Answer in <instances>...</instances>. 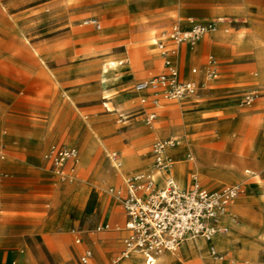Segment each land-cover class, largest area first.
I'll return each mask as SVG.
<instances>
[{"label": "rangeland", "instance_id": "obj_1", "mask_svg": "<svg viewBox=\"0 0 264 264\" xmlns=\"http://www.w3.org/2000/svg\"><path fill=\"white\" fill-rule=\"evenodd\" d=\"M187 17L223 18L213 45L199 52L202 60L218 54L221 75L197 98L162 100L148 123L144 111L154 108L132 87L161 71L150 38ZM89 18L102 27L85 24ZM111 60L121 63L111 67ZM1 69H15L23 85L0 82V130H7L0 133V162L8 165L0 173V217L7 228L30 217L32 229L0 233V264H78L86 245L103 252L109 238L122 241L124 208L111 188L152 167L157 139L178 140L171 171L180 184L196 174L210 189L244 186L231 229L215 237L216 248L233 259L224 264H264V0H0ZM246 90L259 92L251 104L240 98ZM55 142L79 151L62 175L43 157ZM28 156L44 161L29 171L15 163ZM6 200L16 208L3 209ZM60 209L62 218L52 222ZM75 218L82 244L71 230ZM106 221L113 231H93ZM183 246L160 254L156 264H209L204 240Z\"/></svg>", "mask_w": 264, "mask_h": 264}, {"label": "built area", "instance_id": "obj_2", "mask_svg": "<svg viewBox=\"0 0 264 264\" xmlns=\"http://www.w3.org/2000/svg\"><path fill=\"white\" fill-rule=\"evenodd\" d=\"M85 21V24L102 27L98 18ZM222 21L223 18L187 17L175 21L162 33L157 45L164 60L163 70L136 81L133 87L140 95L142 104L156 108L162 100L194 98L218 77L220 61L215 55H209L203 68L192 67L191 73L195 77L191 78L182 77L176 56L178 45L187 43L194 46L204 35L216 32ZM169 42L173 45H169ZM200 74L202 79L196 77ZM258 97L259 92L253 90L245 93L241 100L243 104H251ZM144 113L148 123L157 118L155 110H145ZM176 143L179 142L175 139L154 141L151 145L152 167L127 177L124 187L111 188L124 208V228L128 234L123 238V249L109 264H126L133 254H140L147 264H154L160 254L174 252L197 239H204L208 243L213 264H221L228 259L227 252L216 248L215 237L230 231L228 220H234L231 207L245 188L240 183H231L210 189L200 182L196 174L187 186H179L170 173L173 159L169 149ZM78 154L76 146L62 144L51 147L46 158L52 162L53 169L62 175L66 168H73ZM110 228V224H99L95 230ZM73 231L80 232V229L73 228ZM76 242H82L79 233ZM94 259V251L86 247L79 256V263L95 264Z\"/></svg>", "mask_w": 264, "mask_h": 264}, {"label": "crops", "instance_id": "obj_3", "mask_svg": "<svg viewBox=\"0 0 264 264\" xmlns=\"http://www.w3.org/2000/svg\"><path fill=\"white\" fill-rule=\"evenodd\" d=\"M181 19H185V18H180V19H177V20H181ZM177 20H175V21H177ZM175 21H173L171 24H169V25H167V26H164V27H162L158 32H156L154 35H153V37L152 38H150V39H152V41H153V43H154V45H155V48H156V52H157V56H158V59L161 61V63H162V68H161V71L163 70V68H164V60H163V57H162V55H161V53H160V50H159V48H158V45H157V41H158V39L160 38V36L162 35V33L165 31V30H168L169 28H170V26L175 22ZM85 23V22H84ZM83 25V24H82ZM220 29H222V23H220V25H219V30ZM219 30H217L216 32H214V33H210V34H206V35H204L194 46H191V45H189V44H187V43H184V44H180V45H178L177 47H178V54H177V56H176V63H177V65H178V67H179V69H180V71H181V75H182V77H185V78H191V77H195L192 73H191V68L192 67H194V66H198V67H200V68H203V66H204V64L206 63V61H207V59H208V57H209V55H211V54H213V55H215L218 59H219V61H220V71H219V75H218V77L216 78V79H214V80H212L209 84H208V86L206 87V88H204V89H202L201 91H200V93H199V95L200 94H202L204 91H206V90H211V89H213V87L215 86V84H217V82H218V80H219V77H220V75H221V72H222V62H221V60H220V57L218 56V54L217 53H215V52H213V51H210L207 55H206V57H205V59L204 60H202L201 58H200V50H201V48L203 47V45L206 43V44H210V45H213V43H214V39L216 38V36H217V34H218V32H219ZM146 39H148L147 37H146ZM140 44H138L137 45V47L139 46ZM169 45H173L172 44V42H169ZM38 52V51H37ZM193 63V65L191 66V68H190V70L188 71L187 69H186V63ZM119 63H121V61H118V64ZM109 64V63H108ZM117 64V65H118ZM160 71V72H161ZM159 72V73H160ZM158 73V74H159ZM19 74H17L16 72H15V69H7V70H3V69H1L0 70V82L2 83V86L3 87H7V85H6V83H9L10 85H11V87L12 88H15V89H21V87H22V85H23V83H22V80H21V78H20V76H18ZM198 79H202V74H200V75H198V76H196ZM41 77H40V73H38L37 74V76H35V78H34V83H36L37 82V85L36 86H33V89H34V91L35 92H38V90L40 89V87H41V79H40ZM146 78H148V77H146ZM142 79H145V78H142ZM139 80H141V79H139ZM138 81V80H137ZM0 83V84H1ZM135 84V83H134ZM133 87H134V85H133ZM133 87H132V91L134 92V93H136L135 91H134V89H133ZM251 91H253V90H246V91H244L243 93H242V95L240 96V98L242 99V97H243V95L245 94V93H248V92H251ZM258 91V90H257ZM136 94H138V93H136ZM139 95V94H138ZM198 95V96H199ZM140 96V95H139ZM197 96V97H198ZM197 97H194V98H197ZM142 103V102H141ZM144 105V104H143ZM162 106V103H161V105L160 106H158V107H156V108H154L153 110H155V111H157V116H158V108L159 107H161ZM45 111H47V112H49V111H51V107H49V108H45L44 109ZM146 110V109H145ZM147 111V110H146ZM60 131H61V133H62V131H64V130H66L65 129V126H63V127H61L60 129H59ZM0 133H3L4 135L5 134H7V130L5 129V130H0ZM47 134H51L50 132H48ZM2 135V134H1ZM157 140H159V139H157ZM156 141V140H155ZM15 144H17V141L15 140ZM62 144H65V143H58V142H55V143H53V144H51L48 148H47V150H46V152L44 153V155H43V157H44V159L45 160H48V161H50L49 159H47L46 158V154H47V152H48V150L51 148V147H53V146H59V145H62ZM67 145V144H66ZM71 145H74V144H71ZM74 146H76V145H74ZM77 147V146H76ZM171 149L172 148H170L169 149V153L171 154V156L173 155V153L171 152ZM4 149H3V146L1 147V150H0V159H4L5 158V153H4V151H3ZM44 159H41L40 158V156H39V158H37V156H28V158H27V160H23V159H21V158H17V160H15V163L16 164H18L19 166H24L25 168H26V170H32L33 168H34V166L36 167V166H38V164L39 163H42L43 161H44ZM29 163V164H28ZM27 164V165H26ZM35 164V165H34ZM16 166V165H15ZM8 167V165L7 164H5V163H3V162H0V173H1V175L2 174H4V173H6V172H4V170L6 169ZM69 167V166H68ZM14 168H17V167H14ZM44 169V164H43V166H41V167H39V170H43ZM3 170V171H2ZM35 170H38V168L37 169H35ZM178 170L180 171V169L178 168ZM171 173V175L173 176V174H172V171L170 172ZM160 177L161 178H163V175H161L160 174ZM173 178H174V176H173ZM175 179V181L177 182V184L179 185V186H181V187H185V186H187L186 184H184V185H182V184H180V182L176 179V178H174ZM124 185H125V182H124ZM45 188H53L52 187V185L50 184V185H46V187ZM240 197V196H239ZM5 202V201H4ZM1 207H3V209H5V210H7V211H10L11 209H15L16 207L15 206H9V204L7 203V200H6V203H5V205L4 206H1ZM233 209H234V204L232 205V207H231V214L233 215ZM62 215H63V209L61 210H59L57 213H56V215L54 216V217H51V221L52 222H54V223H57L61 218H62ZM124 215H125V211H124ZM28 219H30V217H22V221H20V223H17L19 226L18 227H14V228H7V223L6 222H3V219L0 217V233H1V235H3V234H9L10 232L11 233H13V232H15V231H17V232H27V231H29L30 229H32V226H31V223H30V221L28 220ZM125 219H126V216H125ZM125 219H124V224H125ZM19 222V221H18ZM76 222H77V218H75V224L73 225V228H79L80 229V232H74L73 231V228L71 229L72 230V232L73 233H75V239H74V241H75V243L76 244H82V243H84L85 242V239H84V236H83V229H82V227H81V225H80V223H77L76 224ZM228 222L230 223V225H232V222H231V220H228ZM53 224V223H52ZM99 224H110L111 225V228L110 229H107V230H103V231H96L95 230V228H96V226L97 225H99ZM3 225H6V229H3ZM114 230V226H113V224H111L110 222H108V221H106V222H98L95 226H94V229H93V231L95 232V233H97V234H99V233H103V232H110V231H113ZM122 230L124 231V233H125V235L123 236V238L128 234V231L127 230H125V228H124V225H123V228H122ZM3 232H5V233H3ZM78 233L80 234V236L82 237V242L81 243H77L76 242V237H77V235H78ZM225 234V233H224ZM220 235V234H219ZM5 238H7V237H5ZM123 238H122V241H118V240H116V239H114V238H109L108 240H106V241H104L103 242V248H104V250H103V252H97V250L95 249V247L94 246H91V245H86L84 248H83V250L86 248V247H89V248H91L93 251H94V254H95V259H94V261H95V264H109V262L111 261V259L113 258V257H115V256H117L120 252H121V250L123 249ZM7 240V239H6ZM200 240H204V239H197L195 242H191V243H189V244H186L185 246H183L182 247V249H185V250H188V247L189 246H193V247H196V245L198 244V242L200 241ZM205 241V240H204ZM206 242V241H205ZM207 243V242H206ZM208 244V243H207ZM216 244V243H215ZM120 245H121V249L119 250V251H114V250H112V249H115V248H117V247H120ZM179 249H181V248H179ZM82 250V251H83ZM82 251L80 252V253H78V264H80L79 263V256H80V254L82 253ZM228 253V252H227ZM105 256V258H104V256ZM158 258V257H157ZM157 260V259H156ZM144 262V264H147L146 262H145V258H144V256H142V255H140V254H133L132 255V257L131 258H129V259H127L126 260V264H139L140 262ZM233 261V259L232 258H230V254L228 253V259H226V260H224L221 264H224V263H226V262H232ZM208 262H209V264H213V262L211 261V258H210V255H209V252H208ZM154 264H156V261L154 262Z\"/></svg>", "mask_w": 264, "mask_h": 264}, {"label": "bare ground", "instance_id": "obj_4", "mask_svg": "<svg viewBox=\"0 0 264 264\" xmlns=\"http://www.w3.org/2000/svg\"><path fill=\"white\" fill-rule=\"evenodd\" d=\"M85 22H86V21H85ZM117 64H118V61H115V60H111V61L109 62V65H111V67H115ZM163 260H165V258H164Z\"/></svg>", "mask_w": 264, "mask_h": 264}]
</instances>
